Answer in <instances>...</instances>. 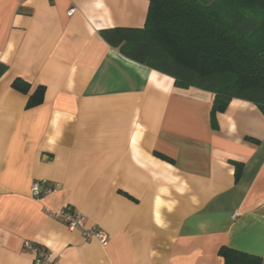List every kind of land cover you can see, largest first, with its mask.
Instances as JSON below:
<instances>
[{"label":"crops","instance_id":"0c3cea01","mask_svg":"<svg viewBox=\"0 0 264 264\" xmlns=\"http://www.w3.org/2000/svg\"><path fill=\"white\" fill-rule=\"evenodd\" d=\"M148 6L0 0V264H32L24 242L56 264H224L222 247L264 264V114L234 99L212 120L211 93L102 39L142 28ZM15 79L43 102L27 109ZM33 181L58 189L34 199ZM64 209L108 245L68 230Z\"/></svg>","mask_w":264,"mask_h":264},{"label":"trees","instance_id":"16d2710c","mask_svg":"<svg viewBox=\"0 0 264 264\" xmlns=\"http://www.w3.org/2000/svg\"><path fill=\"white\" fill-rule=\"evenodd\" d=\"M100 35L124 57L174 79L177 88L211 93L212 120L234 99L264 114V0H149L142 28ZM7 69L0 63V78ZM12 88L29 96L27 109L43 102V87L29 94L30 85L15 79ZM219 255L224 264H260L225 247Z\"/></svg>","mask_w":264,"mask_h":264},{"label":"built area","instance_id":"2783aa9c","mask_svg":"<svg viewBox=\"0 0 264 264\" xmlns=\"http://www.w3.org/2000/svg\"><path fill=\"white\" fill-rule=\"evenodd\" d=\"M75 9L69 10L68 15H72ZM45 182L33 181L30 187L31 197L34 199L39 198L43 194H49L58 189L44 187ZM57 220L62 222L70 231H79L85 240H95L102 247H106L109 243L108 235L96 226L88 227L86 218L79 213H70L67 210H61L52 214ZM23 251L32 255V264H56V260L51 251L34 245L30 242H24Z\"/></svg>","mask_w":264,"mask_h":264}]
</instances>
